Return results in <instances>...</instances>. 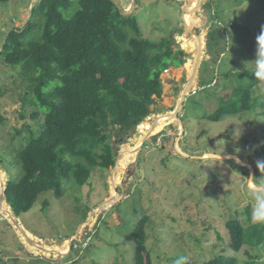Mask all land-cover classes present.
<instances>
[{
  "label": "rangeland",
  "instance_id": "374dc122",
  "mask_svg": "<svg viewBox=\"0 0 264 264\" xmlns=\"http://www.w3.org/2000/svg\"><path fill=\"white\" fill-rule=\"evenodd\" d=\"M113 1L125 13H135L144 38L173 37L188 61L161 75L162 97L134 132L117 144V165L109 171L95 169L90 185L79 186L70 180L60 199L52 193L38 198L35 214L27 220L48 238L30 233L21 217H16V226L0 214V264H134L132 233L144 217L145 245L152 264H202L218 256L234 257L237 264H264V242L254 248L246 244L235 253L229 247L225 226L234 218L246 234L264 226V221H254L252 216L254 194H264V171L257 167L258 161H264L260 155L264 110L259 104L264 102V83L250 74L252 65H246L249 72L244 69L245 62L255 59V37L264 25V0H199L190 16L191 25L184 19L191 0ZM38 2L9 0L0 4V51L8 33L26 24ZM214 23L228 28L217 30L222 41L212 48L208 42ZM201 35L200 49L186 46ZM13 75L0 61V89L4 91L0 98V159L10 164L30 133L40 130L38 122L28 117L32 108L24 109L21 116L20 98L25 92ZM204 83L207 86H202ZM243 90L258 98L254 111L219 122L205 120L220 101L237 99ZM172 114L175 119L159 127L157 134H149L159 117ZM25 123L29 129L18 135L16 129ZM124 147L133 149V158L124 164L122 177L116 178L118 197L100 208L110 200L112 176ZM10 170L17 173L13 166ZM3 180L6 188L9 175L5 168L0 169V194ZM45 200L50 207L39 224V209ZM96 210L100 211L90 222ZM21 232L46 247L67 242V250L56 258L36 254ZM53 235L60 238L53 239ZM71 241L77 242L78 250H71Z\"/></svg>",
  "mask_w": 264,
  "mask_h": 264
},
{
  "label": "trees",
  "instance_id": "16d2710c",
  "mask_svg": "<svg viewBox=\"0 0 264 264\" xmlns=\"http://www.w3.org/2000/svg\"><path fill=\"white\" fill-rule=\"evenodd\" d=\"M8 1L0 0V4ZM212 28L208 45L214 48L222 41L217 30L228 27L214 23ZM185 57L173 37L144 38L135 13H125L113 0H40L31 8L26 24L8 33L0 61L25 92L20 98L22 118L24 109L32 108L28 117L38 122L40 130L25 139L12 164L4 159L0 164L4 162L9 175L5 199L30 233L40 239L49 237L34 230L27 220L35 214L41 195L52 193L60 199L70 180L79 186L90 185L95 169L109 171L115 166L117 144L134 132L162 97L161 75L180 67ZM3 92L1 88L0 98ZM257 100L249 90H243L237 99L220 101L204 118L219 122L252 112ZM259 104L264 110V102ZM25 124L16 129L18 135L29 129ZM260 155L264 156V145ZM12 166L17 169L15 175ZM49 207L45 200L39 209V224ZM146 220L144 217L132 233L134 264H152L145 245ZM225 226L229 247L235 253L246 244L254 248L264 242V226L248 234L236 218ZM202 264H237V260L218 256Z\"/></svg>",
  "mask_w": 264,
  "mask_h": 264
},
{
  "label": "bare ground",
  "instance_id": "6f19581e",
  "mask_svg": "<svg viewBox=\"0 0 264 264\" xmlns=\"http://www.w3.org/2000/svg\"><path fill=\"white\" fill-rule=\"evenodd\" d=\"M191 1H192L191 2L192 4L190 5V7L188 6V8L186 10L185 18H184L188 25H191V22H190L191 12L194 10H197L198 5H199V0H191ZM187 24H186V26H188ZM202 37H203L202 35L200 37H194L192 40H190L186 44V46L193 48V50H194V48L200 49ZM187 50H190V49L187 48ZM192 88H194V86ZM173 118L175 119V114L166 115L165 117H159V119L157 121H155L152 126H150L149 134H151V135L157 134L158 132H160L159 127L169 123L170 119H173ZM143 127L144 126H142V130H143ZM143 134L147 135V133H143ZM137 141H139V140H137ZM132 152H133V149H129L128 147H124V149L121 153V158L119 160V168H117V170L115 171V173L112 176L114 178H112L113 180H111V185H110V189H111L110 200H107V202L104 203V205L100 208H105V207L109 206L110 202H113L118 197V195L116 194V192L114 190V188L116 187V183H117L116 178L119 175L121 176L123 174V171L126 169L123 167L124 164L128 161H131V159L133 158ZM116 165H117V163H116ZM4 182L5 181L3 180V191H4V186H5ZM1 186H2V184H1ZM99 211L96 210L94 212L93 217L91 218L90 222H93V220L95 219V217L99 213ZM0 214L3 216V218L7 219L8 221H11L14 225L17 226V223H18L17 219L14 216L10 207L7 205V202L3 199V193L0 194ZM21 234L24 236L25 239H27V243H28L27 245H28V248L30 249V251L34 252L36 254L56 258L58 256H62L67 250V246H68L67 242H64L61 245L56 246V247H54V246L53 247H46V246H43L39 241L28 238V236L25 232L24 233L21 232Z\"/></svg>",
  "mask_w": 264,
  "mask_h": 264
},
{
  "label": "clouds",
  "instance_id": "9594fccd",
  "mask_svg": "<svg viewBox=\"0 0 264 264\" xmlns=\"http://www.w3.org/2000/svg\"><path fill=\"white\" fill-rule=\"evenodd\" d=\"M255 43V59L251 62H245L244 69L249 72L246 65H252L250 74L255 76L258 83H264V25L261 26L260 32L256 35ZM257 167L261 172L264 171V161H258ZM254 195L255 205L252 212L253 220L264 221V194H259L258 192Z\"/></svg>",
  "mask_w": 264,
  "mask_h": 264
},
{
  "label": "water",
  "instance_id": "95a60500",
  "mask_svg": "<svg viewBox=\"0 0 264 264\" xmlns=\"http://www.w3.org/2000/svg\"><path fill=\"white\" fill-rule=\"evenodd\" d=\"M190 59H192V56H191V58ZM198 60L199 59H197V65H198ZM187 59H184V61H183V64H186L187 63ZM193 78L195 79V76H193ZM197 78V77H196ZM186 95H187V90H185L184 92H183V95H182V101L186 98ZM181 107V106H180ZM109 128L111 129L112 127L111 126H109ZM116 165V164H115ZM0 169L1 170H3L4 171V168H2V167H0ZM5 187H4V191H5ZM4 191H3V196L5 197V194H4ZM10 207V206H9ZM11 208V207H10ZM19 219V218H18Z\"/></svg>",
  "mask_w": 264,
  "mask_h": 264
},
{
  "label": "built area",
  "instance_id": "2783aa9c",
  "mask_svg": "<svg viewBox=\"0 0 264 264\" xmlns=\"http://www.w3.org/2000/svg\"><path fill=\"white\" fill-rule=\"evenodd\" d=\"M216 23V22H215ZM220 27H222V25H219ZM230 26H232V24H230ZM73 241V240H72ZM89 241V239H87V242ZM75 242V241H74ZM86 242V241H85ZM87 244V243H86ZM71 248H74L75 250H78V246H77V242L71 244Z\"/></svg>",
  "mask_w": 264,
  "mask_h": 264
},
{
  "label": "crops",
  "instance_id": "0c3cea01",
  "mask_svg": "<svg viewBox=\"0 0 264 264\" xmlns=\"http://www.w3.org/2000/svg\"><path fill=\"white\" fill-rule=\"evenodd\" d=\"M122 9V8H121ZM194 13H195V11H193V13L191 12V16L193 17V15H194ZM197 79V78H196ZM145 143V142H144ZM117 185V184H116Z\"/></svg>",
  "mask_w": 264,
  "mask_h": 264
}]
</instances>
